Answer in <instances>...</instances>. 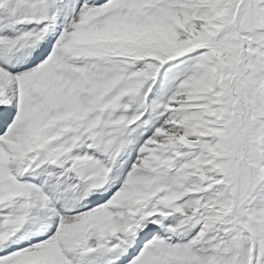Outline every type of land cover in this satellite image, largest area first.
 <instances>
[{
    "label": "snow or ice",
    "instance_id": "obj_1",
    "mask_svg": "<svg viewBox=\"0 0 264 264\" xmlns=\"http://www.w3.org/2000/svg\"><path fill=\"white\" fill-rule=\"evenodd\" d=\"M0 264H264V0H0Z\"/></svg>",
    "mask_w": 264,
    "mask_h": 264
}]
</instances>
